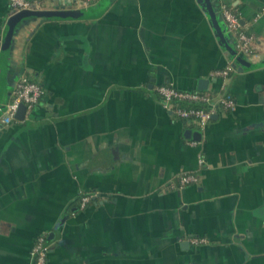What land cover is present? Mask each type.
I'll list each match as a JSON object with an SVG mask.
<instances>
[{
    "label": "crops",
    "instance_id": "crops-1",
    "mask_svg": "<svg viewBox=\"0 0 264 264\" xmlns=\"http://www.w3.org/2000/svg\"><path fill=\"white\" fill-rule=\"evenodd\" d=\"M31 1L35 11H88L102 0ZM209 2L227 43L221 3L264 41V0ZM13 15L0 0V105L22 75L44 94L0 127V264H33L39 234L47 264H264V64L233 60L225 91L234 106L199 140L155 89H198L200 78L219 89L210 72L232 55L204 0H110L81 17L29 16L4 58ZM182 170L199 182L171 187ZM81 193H93L84 208Z\"/></svg>",
    "mask_w": 264,
    "mask_h": 264
},
{
    "label": "built area",
    "instance_id": "built-area-1",
    "mask_svg": "<svg viewBox=\"0 0 264 264\" xmlns=\"http://www.w3.org/2000/svg\"><path fill=\"white\" fill-rule=\"evenodd\" d=\"M100 0H73L74 7L86 8L97 3ZM9 7L14 12L33 9L38 7L35 1L31 0H8ZM221 15L225 21L227 31L233 36L232 47L235 55L221 68L210 72V78L220 79L221 84L217 91L211 88L207 89H179L172 83H161L155 86L162 106L168 110L174 117L185 121L194 122L198 129L202 130L206 123L212 119L214 114L221 110H228L234 106V98L226 93V81L233 70V60L241 57L249 62H256V57L263 47L262 40H259L254 34L246 31L240 21L239 15L226 3H221ZM44 94L43 87L29 77L22 75L15 83L12 99L0 105V127L13 120L17 121L15 113L20 105H25L26 117L33 109L35 104ZM191 143L196 144L197 141ZM203 158L199 157L198 163H202ZM199 174L194 170H182L170 181V186L174 188H183L189 184L199 182ZM93 193H81L79 196V207L84 208ZM188 240L192 244H199L206 241L204 237L191 235ZM49 244L44 234H39L34 239L30 249L33 264H47V254Z\"/></svg>",
    "mask_w": 264,
    "mask_h": 264
},
{
    "label": "water",
    "instance_id": "water-1",
    "mask_svg": "<svg viewBox=\"0 0 264 264\" xmlns=\"http://www.w3.org/2000/svg\"><path fill=\"white\" fill-rule=\"evenodd\" d=\"M110 0H102L101 3L95 7V9L93 10H88V11H78V10H62V11H35L33 9H26V10H21L19 12H14L13 17L11 18L7 31H6V35L3 41V47H2V55L5 58L7 56L8 53V48H9V44H10V40L13 36V32L14 29L17 25L18 22H20L21 20L29 17V16H51V15H57V16H68V17H81L83 15H89L92 13H97L99 10L103 9L105 6L108 5ZM208 13L210 15L211 21L213 23L214 29L221 41V43L224 45V47L226 48V50L231 54V55H235V50L232 47V44L227 43V41L224 39V35L223 32L221 31V28L219 27L216 17H215V13L212 9V6L209 2V0H204ZM243 65H248V66H259V65H263L264 64V59L259 61V62H249L246 59H243L241 57L237 58ZM208 87V79H203L200 78L197 81V88L198 89H207ZM24 114H25V105L23 103H20L16 113H15V117L18 119H23L24 118ZM216 115L214 114L212 117H215ZM186 133L188 135H192L195 138H198L197 140L200 139L201 136V130L200 129H195L193 131L191 130H187ZM93 197V196H92Z\"/></svg>",
    "mask_w": 264,
    "mask_h": 264
}]
</instances>
